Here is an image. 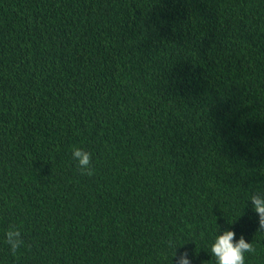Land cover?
Here are the masks:
<instances>
[{"label":"trees","instance_id":"16d2710c","mask_svg":"<svg viewBox=\"0 0 264 264\" xmlns=\"http://www.w3.org/2000/svg\"><path fill=\"white\" fill-rule=\"evenodd\" d=\"M257 192L264 0H0V264H264Z\"/></svg>","mask_w":264,"mask_h":264},{"label":"clouds","instance_id":"9594fccd","mask_svg":"<svg viewBox=\"0 0 264 264\" xmlns=\"http://www.w3.org/2000/svg\"><path fill=\"white\" fill-rule=\"evenodd\" d=\"M72 155L73 159L78 161L81 175L92 177L95 173L94 166L92 165V153L80 147H74ZM250 200L254 211L259 216V229L264 230V193H254L250 197ZM5 235L6 243L9 245L11 253L16 255L24 244L20 228L12 225ZM203 235L201 233L202 238ZM168 243L170 247H175L173 241L169 240ZM210 251L215 257L216 264H245V254L254 253L255 248L252 243L246 241L243 235L237 241L236 233L232 230H226L222 235L216 237ZM177 264H191L189 254L184 252L177 260Z\"/></svg>","mask_w":264,"mask_h":264}]
</instances>
